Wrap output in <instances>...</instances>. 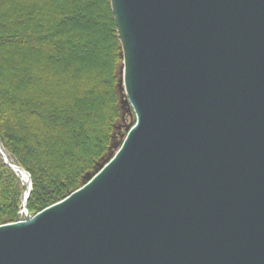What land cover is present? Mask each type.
<instances>
[{
  "label": "water",
  "instance_id": "95a60500",
  "mask_svg": "<svg viewBox=\"0 0 264 264\" xmlns=\"http://www.w3.org/2000/svg\"><path fill=\"white\" fill-rule=\"evenodd\" d=\"M111 4L135 122L36 214L0 144L30 184L0 264H264V0Z\"/></svg>",
  "mask_w": 264,
  "mask_h": 264
},
{
  "label": "trees",
  "instance_id": "16d2710c",
  "mask_svg": "<svg viewBox=\"0 0 264 264\" xmlns=\"http://www.w3.org/2000/svg\"><path fill=\"white\" fill-rule=\"evenodd\" d=\"M122 64L111 0H0V144L30 173V214L80 188L112 150ZM26 190L0 154V225L20 216Z\"/></svg>",
  "mask_w": 264,
  "mask_h": 264
},
{
  "label": "rangeland",
  "instance_id": "374dc122",
  "mask_svg": "<svg viewBox=\"0 0 264 264\" xmlns=\"http://www.w3.org/2000/svg\"><path fill=\"white\" fill-rule=\"evenodd\" d=\"M134 122H135L134 114L132 116H130L129 114H127V116L125 115V118L123 119V122H122V124H123L122 126L123 127L119 131V134L117 135V138L115 139L114 143H120V144L122 143L123 139L121 138V134H123L124 136L126 135V131H125L124 126H127V125H129L131 123H134Z\"/></svg>",
  "mask_w": 264,
  "mask_h": 264
},
{
  "label": "bare ground",
  "instance_id": "6f19581e",
  "mask_svg": "<svg viewBox=\"0 0 264 264\" xmlns=\"http://www.w3.org/2000/svg\"><path fill=\"white\" fill-rule=\"evenodd\" d=\"M18 170H19L18 174L22 178L24 184L26 185L27 192H28V190L30 189L29 177H28V175L25 172H23V169L19 168Z\"/></svg>",
  "mask_w": 264,
  "mask_h": 264
},
{
  "label": "flooded vegetation",
  "instance_id": "af4514ba",
  "mask_svg": "<svg viewBox=\"0 0 264 264\" xmlns=\"http://www.w3.org/2000/svg\"><path fill=\"white\" fill-rule=\"evenodd\" d=\"M121 129V128H120Z\"/></svg>",
  "mask_w": 264,
  "mask_h": 264
}]
</instances>
